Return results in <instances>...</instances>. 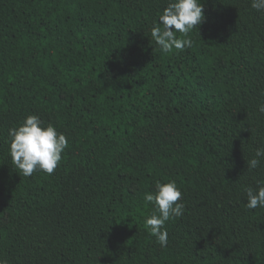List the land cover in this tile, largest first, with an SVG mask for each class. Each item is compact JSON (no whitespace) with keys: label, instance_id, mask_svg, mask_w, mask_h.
<instances>
[{"label":"trees","instance_id":"1","mask_svg":"<svg viewBox=\"0 0 264 264\" xmlns=\"http://www.w3.org/2000/svg\"><path fill=\"white\" fill-rule=\"evenodd\" d=\"M167 0H0V257L9 264H264V15L202 0L193 45L151 38ZM36 114L69 145L23 176L8 131ZM182 190L161 248L143 200Z\"/></svg>","mask_w":264,"mask_h":264},{"label":"clouds","instance_id":"2","mask_svg":"<svg viewBox=\"0 0 264 264\" xmlns=\"http://www.w3.org/2000/svg\"><path fill=\"white\" fill-rule=\"evenodd\" d=\"M250 6L264 15V0H251ZM204 21L202 0H167L157 20L153 21L151 38L162 53L184 51L193 45L190 35L193 29L199 28ZM258 111L264 113V103L258 105ZM8 136L12 163L25 177L38 171L53 174L69 145L63 132L51 123L45 124L36 114L26 116L18 126L10 128ZM262 160L264 147H257L254 156L246 161L247 170L251 172L258 169ZM154 189V192L143 195L144 202L153 205L145 224L160 247L164 248L169 242L165 224L181 217L185 206L178 202L182 198V190L175 180L156 181ZM245 195L247 209L264 208V179L257 180L256 187H247ZM0 264H9V261L0 257Z\"/></svg>","mask_w":264,"mask_h":264}]
</instances>
